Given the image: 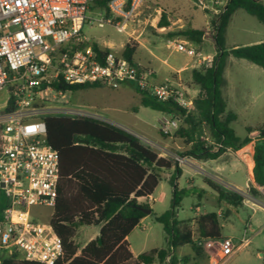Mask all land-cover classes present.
Here are the masks:
<instances>
[{
	"label": "trees",
	"instance_id": "16d2710c",
	"mask_svg": "<svg viewBox=\"0 0 264 264\" xmlns=\"http://www.w3.org/2000/svg\"><path fill=\"white\" fill-rule=\"evenodd\" d=\"M95 1L90 6L103 9L107 15V2ZM130 1V0H128ZM243 10L264 25V4L261 0H228L210 21L215 57L207 69H192V84L198 87L193 109L186 112L171 101L161 102L148 92L128 83L140 96V105L170 116L179 122L173 136L182 140L186 149L177 154L196 161L215 160L227 152L238 153L251 139H239L230 125L237 116L227 109L222 90L226 86L223 76L225 61L229 55L244 59L264 70V42L228 48L225 34L232 15ZM204 30H190L191 39L199 38ZM137 44L127 42L122 56L133 63ZM95 51L100 47L93 44ZM107 51V49L105 50ZM55 90L77 92L99 88V83L82 85L51 84ZM14 109L10 93L5 112ZM46 138L57 151L59 158V183L57 197L49 223L61 241L63 253L55 264H151L155 257L163 259L176 247L192 244L190 228L176 219L175 210L187 189H179L176 180L182 170L172 157L159 156L136 136L112 124L89 118L47 116ZM207 130V134H205ZM247 134L257 131L252 143V175L258 186H264V125L258 129L247 127ZM209 137L210 141L204 140ZM0 132V149H1ZM172 171L167 182L172 187L170 208L155 216L167 235V250H152L133 256L127 237L147 215L149 200L162 177ZM205 183L215 194L218 205L226 212L242 205V197L210 180ZM252 195L259 192L250 187ZM199 194H197L198 196ZM5 207L0 201V211ZM151 213V212H150ZM199 239L222 237L216 212L200 214L193 219ZM80 227H99L98 235L78 250L74 244ZM0 264H40L19 259L17 253L0 258ZM171 264H177L173 258Z\"/></svg>",
	"mask_w": 264,
	"mask_h": 264
},
{
	"label": "built area",
	"instance_id": "2783aa9c",
	"mask_svg": "<svg viewBox=\"0 0 264 264\" xmlns=\"http://www.w3.org/2000/svg\"><path fill=\"white\" fill-rule=\"evenodd\" d=\"M95 1L102 0H0V90L11 89L14 99V109L0 114V191L5 204L0 211V249L8 256L17 253L25 261L55 264L63 253L49 221L40 224L31 213L33 207L53 208L58 192L59 158L46 138L47 116L103 121L134 135L83 105H72L66 98L70 92L55 90L51 84L99 83L114 89L133 83L158 101H171L186 112L193 109L195 97L179 78L151 84L149 70L126 60L109 45L99 46L101 53L94 50L82 28L91 21L89 10ZM143 1L109 0L107 15L102 11L92 20L100 28L110 25L132 37ZM193 1L203 11H219L228 0ZM167 48L185 55L191 69L212 65L214 56L187 41H168ZM158 127L171 133L177 120L161 117ZM204 140L210 141L207 136ZM175 159L179 165L190 160L177 155ZM255 189L259 197L251 194L248 185L245 191L232 189L252 212L264 210V186ZM249 242L242 238L235 245L223 237L198 240L205 252L214 255V264Z\"/></svg>",
	"mask_w": 264,
	"mask_h": 264
},
{
	"label": "rangeland",
	"instance_id": "374dc122",
	"mask_svg": "<svg viewBox=\"0 0 264 264\" xmlns=\"http://www.w3.org/2000/svg\"><path fill=\"white\" fill-rule=\"evenodd\" d=\"M261 2L264 4V0ZM102 11L103 9L95 6L90 8L91 21L86 22L82 28L83 35L91 44H97L101 48L104 45H110L114 52L121 53L125 43L134 42L133 37L139 32L142 36L147 33L153 42L162 43L169 52L170 50L166 47L168 41L180 39L187 41L203 54L215 57L210 21L218 10L203 11L194 4L193 0H144L137 12L136 23L133 27L135 32L132 37L117 32L110 25L98 27L92 19ZM190 30H204V34L199 38L191 39L187 35ZM225 38L228 48L264 42V25L240 9L232 15ZM139 55V52H136L135 59H138ZM223 76L226 80V86L222 90L223 96L227 101L228 109L237 114V120L230 127L237 137L242 138L247 135L245 130L247 127L258 129L264 124V70L246 60L229 55L225 61ZM182 82L190 95H192V90L198 88L191 87L190 72L187 77L182 78ZM10 93L11 89L8 88L0 90V114L4 111ZM66 98L74 106L83 105L104 119L127 128L159 156L175 158L176 154L173 152H181V149L177 148L181 145L179 140L175 139L169 145L162 143V139L168 138L170 134L173 135L177 128L171 133L161 132L158 121L157 125L154 123L157 113L140 105V96L132 86L122 84L114 89L102 86L70 92ZM178 125L179 122H177V127ZM207 133L205 130V134ZM160 134L163 136L161 137ZM249 135L252 140L257 136V131ZM227 158L228 156H224L222 161L218 162L207 160L204 161L205 164L199 163L198 166L192 167L196 171L195 179L197 181L202 179L204 183L210 180L230 191L233 188L245 191L247 185L251 187L246 180L247 170L239 167V162L235 157H232L230 162ZM186 164L187 162L182 163V165ZM216 165L221 166L222 171H217ZM234 168L240 169L235 171ZM196 186L195 184L194 194L199 195L187 192L175 210L176 219L181 222L182 226L190 228L192 244L176 247L163 259L155 257L151 264H171L173 258L177 264H214L212 263L214 255L205 252L198 244L193 224L195 217L208 212L217 213L223 238H229L235 245H239L242 238L250 239L248 245L217 259L215 264H264V229H262L264 210L257 209L252 212L242 204L226 212L224 206L218 207L215 198L211 193H207L205 186L203 191L200 190L202 186L200 182ZM184 187H187L184 178H180L178 188ZM172 190L164 176L152 194L154 201L144 200L151 213L147 214L127 237L129 248L135 257L152 250L168 249L167 235L163 231L162 224L155 221V216H159L170 208ZM1 200L3 196L0 191ZM52 212L53 208L44 206L31 209L32 216L40 224L47 223ZM98 232L99 227L78 228L74 238V244L78 250L94 239ZM5 255L0 249V258Z\"/></svg>",
	"mask_w": 264,
	"mask_h": 264
},
{
	"label": "crops",
	"instance_id": "0c3cea01",
	"mask_svg": "<svg viewBox=\"0 0 264 264\" xmlns=\"http://www.w3.org/2000/svg\"><path fill=\"white\" fill-rule=\"evenodd\" d=\"M133 41L135 44H137L135 54H136V52H139V54H140L138 59H135V57H134L135 54H134L133 62L135 64H137L139 67H141L142 69L149 70L151 72V75L149 76V81L151 84H160V83L164 82L165 80L177 79V78H179L182 82V78L187 77V75H189V72H190V81L192 82V79H191L192 69L189 66L190 61L185 55L179 54V53H173L171 51L170 52L167 51L165 48V45H163L162 43L155 42V41L153 42L152 38L147 36V33H145L144 36H142V33L138 32V34L133 37ZM166 47H167V45H166ZM242 60H244V59H242ZM124 85L130 86L128 83H125ZM192 86H195V85L191 84V87ZM191 89H193V88H191ZM197 93H198V88H195V90H192V96L193 97H196ZM227 109H228V106H227ZM231 112H233V111H231ZM156 113H157V115L154 117L155 125H157V121L161 117L171 118L170 116L164 115L162 113H159V112H156ZM234 114L237 116L236 113H234ZM262 125H264V124H262ZM160 136L162 137L163 135L160 134ZM246 137L251 139L249 134H247L245 137H242V138L238 137V138L244 139ZM175 139L179 140L181 142V145L178 146L177 148L181 149V152H183L186 149V146L184 145L182 140L175 138L172 134H170L168 136V138L166 137L164 140L162 139V143H164L165 145H169ZM254 139H252L251 142L246 147H244L242 150H240L238 153L227 152L224 155L220 156L219 158L215 159V161L216 162L222 161L224 156H228L227 159H228V162H230L231 158L235 157V159H237V161L239 162V167L245 168L247 170V173H248L247 176L248 177L246 180L248 181V183L251 184L252 187L255 188L257 185L254 183L253 175H252V167H253L252 143H253ZM173 153L177 155L180 152H173ZM199 163L205 164L206 162L196 161V160L191 159L187 162L186 165L180 164V168L182 170V173H181L180 177L176 180V183L179 186L180 178H184V181L187 185V187H184V188L187 189V192H190L192 195H197L198 193L194 194L195 184L198 186V182H200L202 185L200 187V190L203 191L202 189L205 186L207 188V193H211V195L215 198V194L213 193V191L207 186L206 183H204L202 181V179L198 180V181H197V179H195L196 178L195 177L196 171L194 169H192V167L198 166ZM216 167L218 169V170L216 169L217 171H222L221 166L216 165ZM239 169L240 168H234L235 171H237ZM171 174H172V171H169L165 174L166 180H168V178L171 176ZM216 178H218V177H216ZM218 179H220V178H218ZM220 180H222V179H220ZM222 182L225 184H228L227 182H225L223 180H222ZM181 189H183V188H181ZM149 200L154 201V198H152V195L150 196Z\"/></svg>",
	"mask_w": 264,
	"mask_h": 264
},
{
	"label": "water",
	"instance_id": "95a60500",
	"mask_svg": "<svg viewBox=\"0 0 264 264\" xmlns=\"http://www.w3.org/2000/svg\"><path fill=\"white\" fill-rule=\"evenodd\" d=\"M143 211H144L146 214H150V212H151L150 208H149V209H143Z\"/></svg>",
	"mask_w": 264,
	"mask_h": 264
}]
</instances>
